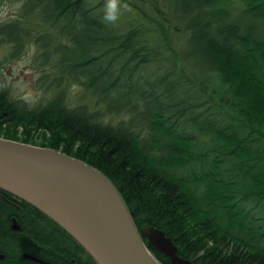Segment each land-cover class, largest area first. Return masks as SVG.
<instances>
[{
  "label": "trees",
  "instance_id": "obj_1",
  "mask_svg": "<svg viewBox=\"0 0 264 264\" xmlns=\"http://www.w3.org/2000/svg\"><path fill=\"white\" fill-rule=\"evenodd\" d=\"M17 1L16 16L0 23V44L12 57L33 42L35 82L46 86L31 107L0 88V136L93 166L115 186L137 231L160 229L192 264H264V0H181L178 17H196L190 26L206 81L173 65L164 0L161 8L120 0L129 20L119 14L115 24L103 19L106 0ZM160 64L166 72L142 87ZM174 73L198 99L159 102ZM71 84L81 88L73 103ZM120 114L126 119L115 124L102 120Z\"/></svg>",
  "mask_w": 264,
  "mask_h": 264
},
{
  "label": "water",
  "instance_id": "obj_2",
  "mask_svg": "<svg viewBox=\"0 0 264 264\" xmlns=\"http://www.w3.org/2000/svg\"><path fill=\"white\" fill-rule=\"evenodd\" d=\"M0 190L47 216L95 264H160L148 248L164 255L168 264H192L160 229L137 231L103 173L57 149L0 136Z\"/></svg>",
  "mask_w": 264,
  "mask_h": 264
},
{
  "label": "rangeland",
  "instance_id": "obj_3",
  "mask_svg": "<svg viewBox=\"0 0 264 264\" xmlns=\"http://www.w3.org/2000/svg\"><path fill=\"white\" fill-rule=\"evenodd\" d=\"M161 1L162 0H145L144 2L146 4L154 3L155 5H157L158 8H161ZM164 1L165 7H162V9L164 8L165 11H162L164 12L165 19L172 20V22L174 23L172 25L174 29H172L170 25L169 27H166L165 31L166 38L171 39V45L174 49H176V52L178 53V55L174 57L173 65L177 68L182 65L184 67V70L188 74L192 75L193 77L198 76V78L204 79L206 81L207 65L202 54L201 42L198 41L195 37L196 30H194L190 26L191 23H194L196 17H194V14L191 12L186 18L181 19L178 17L181 13H183L181 0ZM231 1L233 3L235 2L234 0ZM18 6L19 1L17 0H0V23L8 22L13 19L16 16V10ZM168 7L169 12L167 11ZM125 14V11H120V16H123ZM128 20L129 19L126 14V16H124V18L122 19V22ZM243 22H245L246 24L249 23L247 19H243ZM54 48L55 45H53L50 49ZM35 50L36 48L34 47L33 42L28 40V42L23 45L20 54L11 57L8 56L9 45L5 43L0 44V88L8 89V92L11 94L13 99H20L28 107H31L39 98L42 97V90L38 88L46 86V84H41L42 86H40L35 82L36 78L41 73L37 69H34L31 65V62L33 61L34 56L36 54ZM171 65L172 63L170 64V67ZM95 67L96 66L94 65H89L86 68V72H94ZM154 67L155 66L153 65V69ZM166 68V65H163V67L159 66L160 71H158V68L155 67L156 73L153 77H144L143 82H141L142 87H146L149 81L151 82V80L157 79L162 73H165ZM71 74H73V72H71ZM163 85L172 86V88L168 92V96L159 102H165L170 99L174 100L180 98L182 100H187L188 103H191L194 99H198V97L195 96L197 93H194L195 91L193 90L194 88L192 87L191 83L185 81V76L181 78L177 73H174L173 76L170 75L166 78V81L163 83ZM79 89L81 91V88L74 84H71L69 86L67 96L69 102L73 103L74 99L76 97H79ZM113 104V102L110 103V106H112ZM142 104L143 106L140 107L138 110L144 112L147 101H142ZM257 107L258 105L253 106L252 111L254 113L258 111L256 110ZM122 117L123 114H120L117 117L106 115L104 116V118H102V120L104 122H108L111 120V123L115 124L120 121ZM137 118L138 117L136 115L131 114L130 116H128L127 121L129 122L130 120V123H132ZM123 119L125 120L126 117H123ZM18 131H20L19 128ZM139 133H141V131ZM146 133V131H143L141 135L144 136ZM189 133L193 132L189 131ZM35 140H39L38 136ZM36 141L35 143H37Z\"/></svg>",
  "mask_w": 264,
  "mask_h": 264
},
{
  "label": "flooded vegetation",
  "instance_id": "obj_4",
  "mask_svg": "<svg viewBox=\"0 0 264 264\" xmlns=\"http://www.w3.org/2000/svg\"><path fill=\"white\" fill-rule=\"evenodd\" d=\"M24 202L0 191V264H95L63 229Z\"/></svg>",
  "mask_w": 264,
  "mask_h": 264
},
{
  "label": "clouds",
  "instance_id": "obj_5",
  "mask_svg": "<svg viewBox=\"0 0 264 264\" xmlns=\"http://www.w3.org/2000/svg\"><path fill=\"white\" fill-rule=\"evenodd\" d=\"M130 10L128 5H121L120 0H106L104 5V21L110 24H115L119 18L120 9Z\"/></svg>",
  "mask_w": 264,
  "mask_h": 264
}]
</instances>
